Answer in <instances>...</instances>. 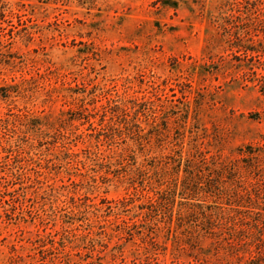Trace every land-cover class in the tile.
I'll use <instances>...</instances> for the list:
<instances>
[{
  "label": "rangeland",
  "instance_id": "rangeland-1",
  "mask_svg": "<svg viewBox=\"0 0 264 264\" xmlns=\"http://www.w3.org/2000/svg\"><path fill=\"white\" fill-rule=\"evenodd\" d=\"M1 4L0 264H264V0Z\"/></svg>",
  "mask_w": 264,
  "mask_h": 264
},
{
  "label": "trees",
  "instance_id": "trees-1",
  "mask_svg": "<svg viewBox=\"0 0 264 264\" xmlns=\"http://www.w3.org/2000/svg\"><path fill=\"white\" fill-rule=\"evenodd\" d=\"M5 6H4V4L2 5H0V20H1V22L2 21H4L5 19H6V14H5V8H4ZM8 15H12V13H9L8 12ZM7 21V20H6ZM8 23H10L9 24V27L10 28H14L15 26H13V23L11 22V20H8ZM0 28L1 29H3L4 27H1L0 26ZM11 30V29H10ZM9 30V31H10ZM12 37V36H11ZM247 49H250V48H247ZM71 119V118H70ZM11 121H14V119H11V118H7V117H5V116H0V124L1 125H3V123L5 122V124L6 123H9V122H11ZM36 125H38V121H37V123H36ZM2 130H1V128H0V132H1ZM3 133V132H2ZM2 137V139L0 140V143L1 142H3L4 144H3V146H1L2 148H4V152H6L8 155H11L12 154V150L13 149H10V145L8 144V140H6V139H4V136H1ZM248 150L245 152L244 151V153H247V155H248V157H252V156H254V152L252 151V150H249L250 148L248 147L247 148ZM67 153V152H66ZM74 152H71L70 154H73ZM67 163H69V161H66ZM0 165H2L3 164V162H2V160H0ZM185 166H184V168H185V172H187L188 173V175L190 176V174H191V172L189 171L190 169H192V173H193V171H195V169H199L198 168V165H196V163H193V162H189V164H188V162H186V164H184ZM1 167V166H0ZM1 170L0 171H4L3 170V168H0ZM188 176V177H189ZM149 186H151V188H153L154 186L152 185V183H150V184H148ZM182 185V189L183 190H191L192 192H196V190H199L200 189V187H186L185 186V184H184V182L181 184ZM196 185V184H195ZM197 186V185H196ZM154 189H151L150 191L152 192ZM201 190V189H200ZM203 190V189H202ZM201 190V191H202ZM164 191H166V193L168 194L169 192H170V194L171 195H173V193H174V187L173 188H169L168 190H164ZM0 192H3V191H1L0 190ZM4 193V192H3ZM152 197H150V199H151ZM159 198L161 199V195H160V197H159V195H157V196H155V197H153V199H151L150 201H155V202H157L158 203V201H160L159 200ZM196 199H198V198H196ZM196 203H198V202H196ZM198 205V204H197ZM200 205H198L197 207L199 208V209H196V210H194L196 213H198L199 215H200V217L202 218V221L203 222H205V224H203L204 226H206L204 229H206V230H210V231H212V229L214 228V227H217V224H215L214 223V221H215V219H214V217L213 216H211V214H212V211L211 210H208L207 212L205 211V210H203V211H201L200 210V207H199ZM209 231V232H210Z\"/></svg>",
  "mask_w": 264,
  "mask_h": 264
}]
</instances>
